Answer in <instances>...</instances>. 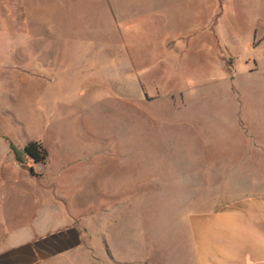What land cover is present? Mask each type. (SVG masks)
Returning a JSON list of instances; mask_svg holds the SVG:
<instances>
[{
  "label": "rangeland",
  "instance_id": "obj_1",
  "mask_svg": "<svg viewBox=\"0 0 264 264\" xmlns=\"http://www.w3.org/2000/svg\"><path fill=\"white\" fill-rule=\"evenodd\" d=\"M260 134L264 0L0 4L2 249L169 264L180 215L232 198ZM33 141L46 162L20 165L10 142Z\"/></svg>",
  "mask_w": 264,
  "mask_h": 264
},
{
  "label": "crops",
  "instance_id": "obj_2",
  "mask_svg": "<svg viewBox=\"0 0 264 264\" xmlns=\"http://www.w3.org/2000/svg\"><path fill=\"white\" fill-rule=\"evenodd\" d=\"M4 2L9 0H0V4ZM260 136H254L259 139L256 146L244 150L239 158L236 193H230L232 198H221L219 208L211 211L180 215L178 228H174L173 257L167 258L166 262L264 264V135ZM130 241L125 239L124 245L137 252ZM43 250L52 253L38 262L37 252ZM54 252L53 246L43 248L36 243H14L0 248V264H51L64 256ZM111 253L113 256L112 250ZM162 253L158 250L156 254H149L148 250H142L140 254L135 253L136 257H130L132 254L127 255L124 251L123 258L110 257L105 264H156L154 258L163 257ZM67 257L66 260L70 259Z\"/></svg>",
  "mask_w": 264,
  "mask_h": 264
},
{
  "label": "trees",
  "instance_id": "obj_3",
  "mask_svg": "<svg viewBox=\"0 0 264 264\" xmlns=\"http://www.w3.org/2000/svg\"><path fill=\"white\" fill-rule=\"evenodd\" d=\"M10 149L20 165H26L29 161L34 164L44 163L48 158V150L41 141L30 142L23 148L10 142Z\"/></svg>",
  "mask_w": 264,
  "mask_h": 264
}]
</instances>
